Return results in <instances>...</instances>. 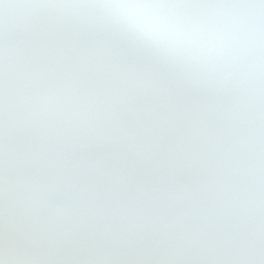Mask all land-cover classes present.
I'll list each match as a JSON object with an SVG mask.
<instances>
[{
	"label": "clouds",
	"instance_id": "obj_1",
	"mask_svg": "<svg viewBox=\"0 0 264 264\" xmlns=\"http://www.w3.org/2000/svg\"><path fill=\"white\" fill-rule=\"evenodd\" d=\"M0 264H264V0H0Z\"/></svg>",
	"mask_w": 264,
	"mask_h": 264
}]
</instances>
